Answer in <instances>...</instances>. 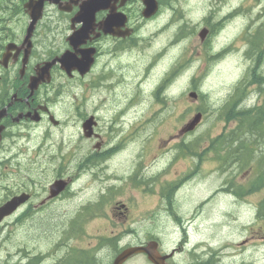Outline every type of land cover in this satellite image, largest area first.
<instances>
[{"label": "rangeland", "instance_id": "1", "mask_svg": "<svg viewBox=\"0 0 264 264\" xmlns=\"http://www.w3.org/2000/svg\"><path fill=\"white\" fill-rule=\"evenodd\" d=\"M242 1L244 0H226V3L234 7ZM210 2L211 0H176L172 11L165 10L163 14L142 27L140 30L142 40L139 43L142 49L132 56L135 63L134 73H128L127 68L124 69L122 65L116 63L115 65L122 67L124 81L118 82L117 75H111V80L116 81L112 88L101 86L95 89L87 86V79L79 85L77 81H69L56 74L53 83L42 90V94L45 99H49L55 118L63 121V124L59 128H54L50 123H43L33 126L24 137L19 134L18 138H15L16 136L5 138L0 151V158L6 157L1 159L5 169L0 168V203L8 193H17L24 188L31 190L36 196L47 195V191L43 192V187H46L54 176L60 174L61 178L73 177L78 171L77 164L92 148L91 142L82 135L83 117L81 118L80 114L93 113L99 119L97 132L104 145L106 143L108 147L117 146L118 151L114 149L117 156L109 157L111 161L109 172L119 174L121 180L110 183L118 185V189L110 196L107 204L101 206L98 213L100 216L86 221L81 228L87 232L90 224L98 222L97 225H93L100 227L98 235L109 236L111 240L116 228L124 234L129 226L144 227L155 232L160 238L162 250L174 247L180 238L177 224L179 220L165 212L167 217L161 211L155 214L154 212L160 210L159 195L144 183L129 179L128 174L137 166L149 176L161 170L158 179L164 184L171 180L172 172L184 169L188 163L184 158L173 160L174 147L181 142L191 143L193 140L198 141L203 147H212L214 145L212 140L219 132L230 130L233 126L232 123L225 124L224 120L220 119L219 112L210 110L211 112L202 116L194 131L183 134L177 132L197 110L206 106L204 99L190 98L189 93L197 89L202 91L208 96L209 109L218 108L228 99L233 83L244 77L249 66L244 54L247 42L241 37H235L232 43L233 55L222 56L211 65H204L205 61L203 58L199 59L202 56L198 55V51L206 52L209 45L211 49L217 50L220 46L228 44L229 37L239 34L249 21V16L243 17L244 15L239 14L242 19H232L230 21L232 27L224 29L218 38L207 43L201 44L197 37H189L180 45H170V41L174 39L176 26L179 27L180 21H183V14L186 17L190 16L191 20H204L202 14L206 9L209 11L213 4H209ZM201 4L209 7H201ZM246 4L251 5L249 11L252 18L251 32H261L264 36V0L250 2L248 0ZM214 17L212 16V19ZM212 19L204 22V25H209L214 32L216 28H213ZM35 39L38 50L35 51L32 61L47 58L56 45L63 44L61 38L50 36L44 39V43L47 41V45L53 49H46L42 46L39 36ZM167 46L169 49L164 50ZM157 51H162V56L155 55ZM182 69L184 71L178 74ZM262 70L264 71V64ZM199 73L204 74L201 81L197 75ZM96 76L98 75H94L93 78ZM192 79L195 80V86L191 84ZM163 80H166L167 86ZM101 81L104 82V79ZM109 84L111 86V83ZM117 84L120 87H116ZM161 85L165 87L157 93ZM253 88L249 89L250 93L245 103L255 101L256 92ZM122 110H125L123 115ZM115 111L118 112L114 115ZM12 132L15 133L16 130L13 129ZM10 157L12 158L9 161ZM169 160H173L171 166L162 169ZM17 164L24 166L16 169L14 166ZM83 172L85 174L78 178L74 176L75 184L72 187L73 192L86 187L83 194H78L71 205L68 200L58 201L57 210L60 215L55 220L56 225L62 226L61 223H66L83 202L98 200L95 198L96 194L105 189L106 185H96L95 181L90 180L95 178L90 170ZM199 181V178L193 179L187 185L192 186ZM202 183L204 187H200L207 192L216 185L214 179ZM184 192L183 190L176 196L174 209L183 217L181 221L189 235L190 245L203 243L204 246H211L221 253L219 264H264V238H261L264 236V216H257L254 207L251 212L249 210L242 214L238 207L225 204L220 208L223 210L229 208L234 217L223 218L221 214L216 213L222 209H218L213 203L200 209L203 214L193 216V206L196 204L187 202L183 197ZM69 197L71 198V195ZM123 203L128 207L126 218H121L120 214ZM108 207L111 212L108 214H113L109 219L103 213L107 212ZM40 216L41 214L37 213L32 219H24V233H28L29 229L34 228L40 221L42 228L53 227L51 217ZM76 242L92 243L85 234L80 235ZM182 255L184 257H177V261L185 263L183 261L185 254ZM130 262L129 264H147L141 257H135Z\"/></svg>", "mask_w": 264, "mask_h": 264}, {"label": "flooded vegetation", "instance_id": "2", "mask_svg": "<svg viewBox=\"0 0 264 264\" xmlns=\"http://www.w3.org/2000/svg\"><path fill=\"white\" fill-rule=\"evenodd\" d=\"M138 2V0H126L123 5H120L121 0H115L114 3H111L114 5L116 11L119 14L123 13L127 16L126 22L123 23L122 26L120 22H117L112 26V30L115 32V34H129L123 38L112 35H104L98 30L97 24L99 21H102L105 18V16L109 13L108 11L100 12L96 15V26L89 35V40H87L83 47L79 46L78 48V50L83 49L84 47L94 48L95 55L93 65L89 73L83 77L74 72L69 79L77 81L78 84L87 79V86H90L91 88H96L99 83L101 86L107 88L115 85L111 84L110 86L107 82L101 81L103 72L99 71L98 69L99 67H102L103 70L106 68V66H103L104 63L101 62L102 58H105L106 56H109L110 58H116L119 57V55L122 54L125 49L128 51L134 49L132 46L134 45L135 41L134 34L138 29L137 27L139 26L137 23L141 22V7ZM79 4L80 1L76 0H57V8L52 7V10L55 11V20L49 21L56 26L54 31L56 36L61 39L63 38V44L56 45L53 52L54 55H58L66 50H70L66 38L70 33L73 32V30H77L80 27V24L75 25L72 23V20L76 18ZM21 6H23V2L21 3ZM45 7L47 10L51 6H49L48 2H46ZM12 10V0H0V59L5 53L9 44H13L16 46V48H21L24 37L23 28H20L19 30H14L12 28L13 22L19 23L21 25L24 23V20L22 19H13ZM23 10L24 9H22L24 19ZM46 10L44 17L47 13ZM136 14L138 15L136 16ZM42 20H44V18ZM136 24L137 26H135ZM37 34H39L38 27L33 38H35ZM22 56V49L18 50L17 52L14 49L9 52V58L4 65L0 62L1 87L6 90L8 87L13 89L10 95L9 93L5 92L3 94L4 96H2L3 98H1L2 100L0 99V111L3 108H6L5 115L2 117V119H0V126L3 127V132L1 135L2 139L9 131L11 132V129H19L21 132H24L30 129V126L35 124L29 119V117L25 116L28 111L36 110L39 113L41 117L38 123L46 122V118L49 115V111L47 112L46 106L48 103L46 100L41 98L40 95V91L42 88H44V86H41L32 97L28 98V77L30 74L34 73V67L38 62H35L32 66L31 63L29 64L30 61H28L23 73L20 75ZM56 74H59L61 77L65 76L58 66L52 68V79ZM94 75L98 76L93 78ZM95 81L97 82L96 84ZM11 100L12 102L9 106L8 103ZM98 144L100 147L101 143ZM215 166L216 169H214V171H217L222 177V179L219 181L220 187L217 190L228 192L229 194L239 197L242 200L245 199V197L250 193V188L248 187V183L250 181V171L244 168L243 164L241 163L218 162L215 164ZM196 171L198 172L199 169ZM195 172L191 173V175L195 174ZM236 182L240 183L241 188L234 189L231 187L228 189L229 186H232V184ZM48 190L49 185L43 189V192H48ZM22 192L26 191L23 190L19 193ZM28 194L31 200L29 199V202L27 201L25 204H23L22 209L24 208L25 210L26 208L30 207L33 209L32 212H37L38 209H41V205H43L45 202H53L59 198L58 196L54 198H50L46 195L38 196L37 200L43 199L42 204H40L41 201L35 200V196H33L32 193ZM22 209L19 210L22 211L20 213L21 216H24V213L29 214L28 211H23ZM106 214H108V212H106ZM121 215L123 214L121 213ZM6 221L7 219H5L0 224V264H112L116 256L121 251L119 248V241L111 243L109 241V236L106 235H103V237H97L95 242L92 243H77L76 241L79 236L72 232V230L62 232L63 229H61L59 225H54L50 228H31L29 231H32L38 235L28 239L27 237L24 238V229H19L18 231L22 233L16 239V241H13L10 238L9 233L10 228H12V224H6ZM14 225L17 226V224ZM97 230H100V228ZM115 238H118V236ZM45 239L48 240V242H45ZM203 263L209 264L208 262H204L199 258H196L195 260L187 259V264Z\"/></svg>", "mask_w": 264, "mask_h": 264}, {"label": "water", "instance_id": "3", "mask_svg": "<svg viewBox=\"0 0 264 264\" xmlns=\"http://www.w3.org/2000/svg\"><path fill=\"white\" fill-rule=\"evenodd\" d=\"M105 0H88L83 8L81 9V12L79 14V20L89 18L93 19L94 13L98 11L99 9H102L104 7ZM145 3V10L143 15L149 16L155 11L154 7V1L148 0L144 1ZM33 3H28L25 5L26 10L29 13V16L31 18V22L27 29V35H26V41L29 40L32 30L34 28L35 23L41 16V9H42V2L37 1V3H34V6H32ZM103 27V26H102ZM88 25L86 23L83 24V27L76 33H73L69 37V43L70 45L75 49L78 45L82 44L85 41L86 35L88 33ZM30 46V44H29ZM72 52H64L59 58H55L51 60L50 62H45L39 69L36 71V76L32 77L30 79L29 89L31 93L33 90L38 86L39 83L42 82H48L49 81V71L50 68L58 62L61 65V68L67 73L70 74L72 70H77L81 75L85 74L92 63V51L91 50H82ZM80 54V57H77V54ZM199 116L197 115L193 122L186 128V130H189L193 127V125L198 121ZM91 121L88 120L83 125V130L90 129ZM85 135H89L85 132ZM63 188L62 182H57L54 186V193H58ZM25 199V197H24ZM23 197H16L4 204L2 207H0V219H2L4 216L10 214L23 200ZM154 246L149 247V249H142V248H136V249H130L124 252L121 256L118 257V259L115 261L114 264H120L123 262L132 252L135 251H143L146 252L148 255V258L150 261H152L154 264H162V258L157 256L154 253L153 250Z\"/></svg>", "mask_w": 264, "mask_h": 264}, {"label": "trees", "instance_id": "4", "mask_svg": "<svg viewBox=\"0 0 264 264\" xmlns=\"http://www.w3.org/2000/svg\"><path fill=\"white\" fill-rule=\"evenodd\" d=\"M249 42H250V46L252 47V49L255 48V51L253 50V53L258 55V54L260 53L259 50H258L259 37H258V36H253ZM263 51H264V49H262V52H263ZM247 55L251 57L250 52H247ZM260 58H261V56H260ZM227 116H228V117H229V116H230V117H231V116L235 117V116H237V115H235V114H234V115H231L230 112H228V113H227ZM245 118H246V117H245ZM246 119H247V118H246ZM239 121H240L241 123H243V124L245 123V122H244V121H245L244 118H241V119L239 118ZM252 127L255 129V125H253Z\"/></svg>", "mask_w": 264, "mask_h": 264}, {"label": "bare ground", "instance_id": "5", "mask_svg": "<svg viewBox=\"0 0 264 264\" xmlns=\"http://www.w3.org/2000/svg\"><path fill=\"white\" fill-rule=\"evenodd\" d=\"M3 96H4V95H3ZM5 97H6V96H5ZM2 98H3V97H2ZM1 100H2V99H1ZM72 114H73V113H72ZM72 114H71V115H72ZM80 115H81V114H80ZM107 123H108V122H107ZM117 125H118V124H117ZM116 131H117V130H116Z\"/></svg>", "mask_w": 264, "mask_h": 264}]
</instances>
